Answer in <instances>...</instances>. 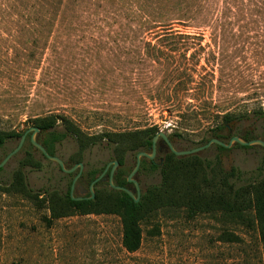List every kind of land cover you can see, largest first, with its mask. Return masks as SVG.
<instances>
[{
    "label": "rangeland",
    "instance_id": "374dc122",
    "mask_svg": "<svg viewBox=\"0 0 264 264\" xmlns=\"http://www.w3.org/2000/svg\"><path fill=\"white\" fill-rule=\"evenodd\" d=\"M262 114L264 0H0V132L24 134L51 118L61 129L66 120L102 141L82 154L85 173L118 156L107 136L153 130L177 151L231 131L264 141ZM18 145L0 148V163ZM27 152L39 168L24 166ZM55 154L73 166L79 144L68 137ZM198 155L220 157L244 184L258 177L264 150ZM121 156L129 175L137 153ZM167 174L137 175L141 195L162 198L129 253L110 197L101 193L91 212L65 211L59 196L73 177L26 140L0 171V184L21 177L32 191L31 199L0 192V264H264L258 233L209 202L220 195V164L212 184L200 161Z\"/></svg>",
    "mask_w": 264,
    "mask_h": 264
},
{
    "label": "trees",
    "instance_id": "16d2710c",
    "mask_svg": "<svg viewBox=\"0 0 264 264\" xmlns=\"http://www.w3.org/2000/svg\"><path fill=\"white\" fill-rule=\"evenodd\" d=\"M264 118V115H261ZM63 128L58 127V122L55 119H44L39 121L36 128L40 129V138L37 142L41 144L51 156H56V147L62 143L68 137H73L79 144V158L75 160L73 166H68L67 169L73 168L75 165L81 164L83 159L81 158L91 147L101 143L96 138L86 137L78 128L66 120L62 122ZM227 128V126H225ZM221 127L220 130H223ZM158 134L156 131H143L131 134H119L107 136L106 139L109 141V145L115 144L118 146V156L113 159L112 162H118L119 167L117 173L114 175V184L119 187H127V173L124 170V161L121 154L128 150L139 153L147 151L152 147L153 139ZM217 133H214L211 138L206 140L202 145L209 143L212 139H217L221 142V138L216 137ZM24 134L18 133H1L0 132V148H3L7 142L12 140H21ZM31 136L28 135L27 139L31 148L36 150L30 141ZM245 141H251V139H244ZM201 145V146H202ZM240 148H251L242 147ZM220 151H226L223 147L215 145ZM39 152V151H38ZM41 154V153H40ZM29 158L26 160L24 166L40 167V162L36 161L32 153L27 152ZM42 155V154H41ZM43 156V155H42ZM43 158H45L43 156ZM46 159V158H45ZM189 161H200L207 169L208 183L212 184L213 180L216 179L212 176V168L216 163L220 164V195L212 196L210 203L220 210V216L237 219L243 221L247 227L254 229L259 236V244L261 251L264 253V158L258 168V177L252 181L240 184L243 174L239 171H227L222 166V160L217 157L215 161L203 160L197 155L188 156L184 158H178L173 153H169L165 157L164 164L159 168L162 172L163 179L166 180L168 172L176 166L183 167L185 163ZM177 164V165H176ZM106 166L102 169H91L87 173L83 174V177L87 180L88 185L93 183L100 175L104 172ZM143 169H147L150 172H154L158 169L155 166L149 167L147 164H143ZM1 171V169H0ZM111 169H109L107 176H109ZM61 172L65 174L62 170ZM67 177L74 179V173L65 174ZM212 176V178H211ZM73 179L70 181L68 192L64 196H59L62 207L65 211L79 210L91 212V209L103 206V203L99 201V195H107L110 197L109 207L111 213L119 215L123 223V247L129 253H136L141 247L142 233H141V222L149 215L153 209H158L159 200L162 195L156 194L155 191H147L141 196L139 203H136L128 194L124 192H118L105 185L103 181L97 183L101 189H95V199L76 201L71 196V186ZM0 192L6 195H21L24 198L31 199L32 191L28 188L27 184L24 183L20 177L13 183L0 184ZM74 198H78L74 196ZM64 214H54V218H62Z\"/></svg>",
    "mask_w": 264,
    "mask_h": 264
},
{
    "label": "water",
    "instance_id": "95a60500",
    "mask_svg": "<svg viewBox=\"0 0 264 264\" xmlns=\"http://www.w3.org/2000/svg\"><path fill=\"white\" fill-rule=\"evenodd\" d=\"M40 129L39 128H36V127H32L30 128L28 131H26L24 133V135L22 136L20 142H19V145L18 147L12 152L10 153L5 159L4 161H2L0 163V169L4 168V166L7 164V162L13 157L15 156L24 146L25 144V141L27 139V136L28 135H31V144L33 145V147L35 149H37L47 160H49L50 162H53L55 164H57L61 170L65 173V174H72L74 173L78 168L81 169V171L83 170L84 168V165L81 163V164H78L76 165L75 167H73L72 169H67L66 166H65V163L58 157L56 156H51L47 150L42 146L40 145L38 142H37V138L40 134ZM162 139L164 140L170 147V150L171 152L176 155L178 158H184V157H188V156H193V155H198L199 153L207 150L208 148H210L212 145L216 144V145H219L221 147H223L224 149L228 150V149H231L234 145L238 144L242 147H262L264 148V141L262 140H252V141H245L239 137H234L231 139V141L228 143V144H225L224 142H221L219 140H212L210 141L207 145L203 146V147H199V148H196V149H192V150H189V151H177L174 146L172 145V143L169 141V138L164 134V133H158L154 139H153V145L154 147L156 146V143L159 139ZM155 154V153H154ZM146 157H150L147 153H139L137 155V162H136V166L134 167L131 175H130V178L128 179V182L131 183L132 182V177L137 175L138 172H139V169H140V166H141V162H142V159L143 158H146ZM111 165H113L111 171H110V175L108 176V181H109V186L111 189L115 190V191H118V192H124L126 194H128L132 199L135 200L136 203H139L140 201V198H141V192H140V187H139V184L137 182H134L135 184V190H130L128 188H124V187H119V186H116L114 184V174L119 166L118 162H113L111 163L104 171V173L96 180L94 181V183L92 184L91 186V196L86 198V199H79V198H74V188H75V184L77 183V181L79 180L80 176H81V173L74 179L73 181V184H72V187H71V196L73 198V200H76V201H82V200H93L95 199V184H97L98 182H100L107 174V172L109 171ZM135 192H137V197L135 196Z\"/></svg>",
    "mask_w": 264,
    "mask_h": 264
},
{
    "label": "flooded vegetation",
    "instance_id": "af4514ba",
    "mask_svg": "<svg viewBox=\"0 0 264 264\" xmlns=\"http://www.w3.org/2000/svg\"><path fill=\"white\" fill-rule=\"evenodd\" d=\"M227 128H228V126H227ZM31 136V135H30ZM216 137H218V138H221V140H223L224 141V143L225 144H228L230 141H231V139L232 138H234V137H239V138H241V139H246V138H248V139H250L248 136H245V135H240V136H236V135H234V133H233V131H231L230 132V134L228 135V136H221L219 133H217L216 135H215ZM40 138V134H39V136H38V138L37 139H39ZM31 139V138H30ZM212 140H215V139H212ZM211 140V141H212ZM217 140V139H216ZM252 140H260V139H251V141ZM169 141H170V139H169ZM171 142V141H170ZM172 143V142H171ZM208 144V143H207ZM207 144H205V145H207ZM41 145V144H40ZM172 145H173V143H172ZM205 145H202L201 147H203V146H205ZM216 144H214V145H212V146H215ZM236 145H238V144H236ZM211 146V147H212ZM175 148V147H174ZM258 148H261L262 150H264V148H262V147H258ZM209 149V148H208ZM36 151H38L37 149H36ZM189 151V150H188ZM171 152V150H170V147H169V145L164 141V140H162L161 138L157 141V143H156V146L154 147V145H153V143H152V147L150 148V149H147V151H145L144 153H147L150 157H146V158H143L142 159V162H141V166H140V169H139V171L141 170V169H143L142 167H143V164H147V166H148V168L149 167H152V166H155V168L156 169H159L163 164H164V161H165V157L169 154ZM143 153V152H142ZM155 153V154H154ZM172 153V152H171ZM197 156H199V155H197ZM136 162H137V158H136ZM111 163H113L112 161L106 166V168L111 164ZM76 166V165H75ZM74 166V167H75ZM136 166V165H135ZM112 167H113V165H111V167H110V169H112ZM119 167V166H118ZM105 168V169H106ZM72 169V168H71ZM105 171V170H104ZM117 171H118V168H117V170H116V172L115 173H117ZM146 171H149V170H147L146 169ZM76 172V171H75ZM74 172V179L81 173V176H80V178H79V180L77 181V183L75 184V188H74V196H77L79 199H86V198H88V197H90L91 196V186H92V184L94 183H91L90 185H88V182H87V180L83 177V174H85V167L83 168V170L81 171V169H79L78 170V172H76L75 173ZM104 173V172H103ZM102 173V174H103ZM108 173V172H107ZM132 173V172H131ZM131 173L127 176V187H125V188H128V189H130V190H135V184H134V182H136V179H137V175H135V176H133L132 177V182L131 183H129L128 182V179L130 178V175H131ZM139 173V172H138ZM101 174V175H102ZM100 175V176H101ZM110 175V174H109ZM115 175V174H114ZM74 179H73V181H74ZM97 180V179H96ZM95 180V181H96ZM101 181H103L104 182V184L105 185H109V181H108V176H107V174H106V176L101 180ZM73 184V183H72ZM97 184H95V189H99L100 187L99 186H96ZM72 187V186H71ZM110 187V186H109ZM135 196L137 197V192H135ZM142 196V195H141ZM82 201H84V200H82Z\"/></svg>",
    "mask_w": 264,
    "mask_h": 264
}]
</instances>
